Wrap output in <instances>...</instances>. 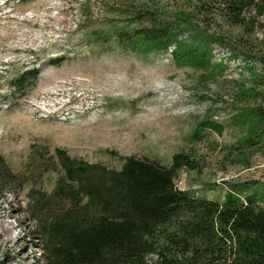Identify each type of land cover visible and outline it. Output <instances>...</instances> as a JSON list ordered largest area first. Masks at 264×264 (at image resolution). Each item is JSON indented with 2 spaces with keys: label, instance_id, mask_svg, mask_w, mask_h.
Masks as SVG:
<instances>
[{
  "label": "rangeland",
  "instance_id": "rangeland-1",
  "mask_svg": "<svg viewBox=\"0 0 264 264\" xmlns=\"http://www.w3.org/2000/svg\"><path fill=\"white\" fill-rule=\"evenodd\" d=\"M192 6L191 0H0V205L8 199L18 207L3 223L14 226L12 238L23 237L6 248L0 240V264L28 244L35 264H49L38 235L42 212L28 193L52 191L63 173L56 149L116 170L124 156L170 165L175 153H188L195 168L177 171L179 189L221 200L237 187L264 206V148L242 155L234 147L246 135L233 118L236 82L250 75L243 54L213 45V59L229 64L221 73L177 67L172 45L146 51L131 45L153 25L168 23L173 31L178 11L192 15ZM198 23L210 32L237 31ZM179 29L180 38L191 32ZM230 51L240 57L229 59ZM204 119L219 127L195 137Z\"/></svg>",
  "mask_w": 264,
  "mask_h": 264
},
{
  "label": "trees",
  "instance_id": "trees-1",
  "mask_svg": "<svg viewBox=\"0 0 264 264\" xmlns=\"http://www.w3.org/2000/svg\"><path fill=\"white\" fill-rule=\"evenodd\" d=\"M191 1L192 15L178 11L173 31L168 23L153 25L138 31L131 45L134 49L141 45L144 51L172 45L177 67H215L221 73L229 64L213 59V45L224 43L242 53L240 57L230 51L229 56L240 57L242 69L250 74L236 82L240 105L233 118L245 125L246 135L234 147L241 148L242 155L260 150L264 148V0ZM199 21L237 31L210 32L199 28ZM180 26L191 32L180 38ZM31 74L36 77V70ZM23 77L21 73L18 83ZM218 127L204 119L194 136L202 128ZM56 156L63 173L52 191L28 193L33 209L42 212L38 235L49 264H264V206L256 194L242 197L243 189L234 187L216 200L179 189L174 181L177 171L195 168L188 153H175L170 165L124 156L119 170L70 156L63 149H56Z\"/></svg>",
  "mask_w": 264,
  "mask_h": 264
},
{
  "label": "bare ground",
  "instance_id": "bare-ground-1",
  "mask_svg": "<svg viewBox=\"0 0 264 264\" xmlns=\"http://www.w3.org/2000/svg\"><path fill=\"white\" fill-rule=\"evenodd\" d=\"M18 207L13 205L11 200L6 199L5 204L0 205V240L2 244L6 248L13 247L16 244H20L23 242V237L15 236L11 237V230L14 226H7L3 223V220L7 217L15 216L13 213L17 211ZM33 254L30 251V245H26L23 247L17 254H15L11 259H8L5 264H10L12 261L16 262V264H35V259L32 256Z\"/></svg>",
  "mask_w": 264,
  "mask_h": 264
}]
</instances>
